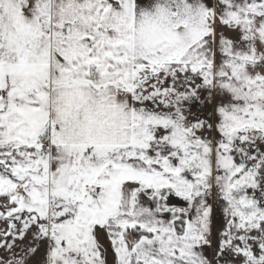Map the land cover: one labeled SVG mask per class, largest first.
Wrapping results in <instances>:
<instances>
[{
  "label": "snow or ice",
  "instance_id": "obj_1",
  "mask_svg": "<svg viewBox=\"0 0 264 264\" xmlns=\"http://www.w3.org/2000/svg\"><path fill=\"white\" fill-rule=\"evenodd\" d=\"M0 264H264V0H0Z\"/></svg>",
  "mask_w": 264,
  "mask_h": 264
}]
</instances>
